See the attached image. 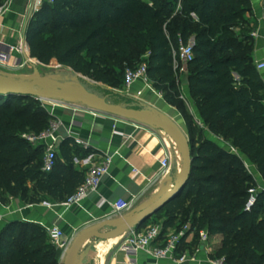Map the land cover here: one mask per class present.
I'll return each instance as SVG.
<instances>
[{"label":"trees","instance_id":"16d2710c","mask_svg":"<svg viewBox=\"0 0 264 264\" xmlns=\"http://www.w3.org/2000/svg\"><path fill=\"white\" fill-rule=\"evenodd\" d=\"M7 2L0 0V6ZM252 14L251 0H57L43 5L25 30L31 58L113 88L123 89L126 69L147 55L154 89L181 113L193 139L189 181L154 217L161 218L164 233L178 231L184 221L207 231L212 256L228 264H264V190L253 210L245 211L248 190L258 184L244 159L264 180V79L253 58ZM180 40L194 42L185 73L202 124L184 101L185 73L174 68ZM53 120L37 98L0 96L1 204L10 197L65 203L84 183L85 174L73 165L74 140L57 146L54 169L47 173L44 146L23 138L42 134ZM0 264L61 262L45 228L13 221L0 233Z\"/></svg>","mask_w":264,"mask_h":264},{"label":"crops","instance_id":"0c3cea01","mask_svg":"<svg viewBox=\"0 0 264 264\" xmlns=\"http://www.w3.org/2000/svg\"><path fill=\"white\" fill-rule=\"evenodd\" d=\"M30 1L8 0L9 11L6 14L4 28L0 33V42L11 45L18 44L19 32L26 30L29 20L24 14ZM251 3L253 14L252 17H249V21L252 27H257L256 31H258L261 29V19L264 17V0H251ZM253 58L255 62L264 58V41L261 37H254ZM37 65L47 68L49 66L63 68L56 62L49 66L40 63L14 70L12 72L16 74L8 75L15 78L14 81L24 82L25 78H30L32 75L21 74L20 71L33 69ZM261 76L264 79V72L261 73ZM140 90H142L140 84L134 85L132 89L133 94ZM181 91L189 112L199 124H202L199 111L191 98L189 86H182ZM130 99L136 102L137 108L150 111L158 118L181 121L187 130L181 113L166 103L162 96H157L154 91L145 89L139 100ZM55 115V119L63 123L58 132L60 141L71 138L75 142L77 150L73 160L75 169L83 172L86 176L92 164H101L106 162L107 158H111L109 174L103 178L99 192L91 194L78 206H65L64 203L57 202L28 204L21 198L10 197L8 203H0L2 218L0 233L9 222L20 221L40 225L46 230L53 226L59 227L64 233V240L70 242L85 230L110 220L113 213L112 204L118 200L136 198L137 205L134 211L136 213L165 196L180 181L183 161L178 150L163 137L162 130H155L153 127H146L130 120L101 114L86 107H72L66 104L56 109ZM209 137L224 146L221 140L213 136ZM167 147L172 154L171 169L169 175L162 178L160 175L161 160ZM90 157H92L91 164L87 160ZM244 160L250 165L258 186L264 189V180L257 168L247 159ZM149 222L148 226L154 225L153 219ZM111 229L113 228H107L104 231ZM127 231H123L119 238L106 239L105 244L101 243L95 246L98 264H134L120 250V245L125 238L124 234ZM173 231H176V228L168 229V232ZM93 239L86 242L85 247L92 243ZM194 239L195 237L189 236L183 245L185 250L182 248L181 252L193 251L196 247H194ZM214 243L218 244L219 240ZM211 248L214 253L215 248L213 246ZM56 250L58 259H61L62 249L56 247ZM207 260V253L203 252L198 256L197 262L185 264H208ZM136 264H175V262L171 259L157 261L145 254H140Z\"/></svg>","mask_w":264,"mask_h":264},{"label":"built area","instance_id":"2783aa9c","mask_svg":"<svg viewBox=\"0 0 264 264\" xmlns=\"http://www.w3.org/2000/svg\"><path fill=\"white\" fill-rule=\"evenodd\" d=\"M57 0H31L26 8L25 17L31 19L43 5H53ZM9 11V3L0 7V33L4 28L6 14ZM28 20V21H29ZM254 37H261L264 41V17L261 19V29L253 34ZM18 44L11 45L0 42V67L7 71L20 70L26 66L40 64L37 60L31 58L28 51V44L25 36V31L19 32ZM194 42L191 40L188 44H183L180 40L179 49L173 51L174 68L180 69L181 74L187 71V66L194 59ZM13 59V61H12ZM257 70L264 72V58L255 62ZM125 83L123 87V93L135 100H139L143 95L145 89L154 91L157 96H162L157 92L148 75L147 64H142L136 68H127L125 71ZM136 84L142 86V90L133 94V87ZM49 114L54 117L50 128L40 135L24 134L23 138L26 139L33 146H44L45 156L43 161V171L51 172L54 169L57 160V145L60 141L59 130L62 126V122L55 119L56 109L61 108L63 104L57 102H45L41 101ZM91 164L92 157L87 159ZM111 158H107L106 162L101 164H92L85 177L84 183L76 190V192L67 199L64 203L65 206L80 205V203L91 194L99 192L102 180L109 174V167L111 164ZM172 162V154L167 147L164 156L161 160V177H167L170 173ZM246 164L247 170L252 174L251 167ZM264 189L261 187H251L248 190V200L245 205V211L251 212L255 207L258 199V194ZM137 205V199L131 200L120 199L112 204L113 213L111 219H122L125 216L134 213ZM2 220L0 216V221ZM47 232L52 244L63 250L60 262H63L65 252L67 251V245L72 241H64L63 231L56 226L47 228ZM125 238L120 245V250L124 252L129 258L130 262L136 264L138 256L145 254L148 257L157 261L163 259H171L175 264H185L188 262H197L198 256L205 252L208 256V264H228L226 258H215L211 254V246L209 242V234L205 230L198 231L196 228H192L190 224L185 226L180 231L166 232L164 233L163 224L150 225L142 229L133 228L128 230L124 234ZM189 236L198 237V245L190 252L188 250L181 252L186 239ZM210 256H209V255Z\"/></svg>","mask_w":264,"mask_h":264},{"label":"water","instance_id":"95a60500","mask_svg":"<svg viewBox=\"0 0 264 264\" xmlns=\"http://www.w3.org/2000/svg\"><path fill=\"white\" fill-rule=\"evenodd\" d=\"M34 68L36 69V66ZM36 73L38 74L37 69ZM40 83L51 84L54 86V88L42 90L38 89L37 87ZM181 84L182 86H188V73L183 75ZM7 95L34 97L40 101L57 102L60 104H65L69 99H74L75 102H80L84 105H87L89 106V109L95 110L101 114L130 120L146 127H153L162 131L171 132L182 142L184 146L182 178L171 191H169L165 196L154 202L149 207L139 212L129 214L122 219L107 220L97 226L85 230L71 242L69 248L65 252L63 262H61V264H74L79 252V248L90 239L103 238V235L105 234L103 231L107 228H113L115 230L114 232H116L119 229L130 230L143 225L157 212H159L169 201L180 194L189 181L193 165L192 148L186 133L176 122H170L158 118L150 111L109 103L104 98L94 93L68 88L53 80L44 79L39 75L37 76L36 80L33 78H25L24 82L8 80L0 81V96ZM61 142L62 141H59L57 146H59ZM64 241L65 240H62V243H64Z\"/></svg>","mask_w":264,"mask_h":264},{"label":"rangeland","instance_id":"374dc122","mask_svg":"<svg viewBox=\"0 0 264 264\" xmlns=\"http://www.w3.org/2000/svg\"><path fill=\"white\" fill-rule=\"evenodd\" d=\"M253 44L254 43L251 44V47L254 46ZM146 63H147V55L141 56L138 60L136 59V66L146 64ZM0 69H1L0 70V81H4V80L14 81L15 78L8 75V74H16V73L12 72L14 70L7 71V70L2 69V68H0ZM36 69L38 70V74L36 73ZM36 69L30 68V69L23 70L20 72H21V74H31L32 76L30 78H33L35 80L37 79V76L39 75L40 77H42L44 79L53 80V81L60 83L63 86L68 87V88L94 93V94L104 98L107 102L112 103V104H117V105H121L124 107H129V108L140 109V108L136 107L135 101H133L132 99H130V97L126 96L123 93V91H122L123 89L113 88V87H110L108 85L98 83L95 80L89 78L88 76H86L84 74L75 72L70 67L59 68L58 66H55V67L49 66L47 68V67L37 65ZM3 72L7 75L2 74ZM122 76H123V74H122ZM37 88L42 90V89L54 88V86L51 84H41L40 83ZM65 104L72 106V107L89 108V106L84 105L80 102L69 103L67 101ZM187 112H188V110H187ZM166 121L176 122L184 130L187 138L192 142L193 139H192L191 135L185 129V127L183 126V123L181 121L173 120L171 118H167ZM154 129L159 130L157 128H154ZM161 132L163 134V137L165 139H167L169 141V143L172 144L178 150V148L173 143V141L169 138V136L166 133H164V131H161ZM178 153H179V150H178ZM179 156L181 158L180 153H179ZM151 219H153L154 225L160 224V222H161V218H155L153 216L149 220H151ZM149 220L147 221V224H150ZM188 224L189 223L187 221L180 222L178 224V227H177L178 231L185 228V226H187ZM114 231H115L114 229H111L108 231H104L103 233H105V234L106 233H113ZM122 234H119L117 236V238H119ZM113 239H115V237ZM194 242H195V244H194V247H195L198 245V239L196 236H195ZM101 243L105 244L106 239L105 238L93 239L92 243H90L87 247H85V245H83L81 247V249L79 250L78 255L76 257L78 264H98L99 260L97 258V249L95 248V246H98ZM68 248H69V244L67 245V249ZM98 250H99V248H98Z\"/></svg>","mask_w":264,"mask_h":264},{"label":"bare ground","instance_id":"6f19581e","mask_svg":"<svg viewBox=\"0 0 264 264\" xmlns=\"http://www.w3.org/2000/svg\"><path fill=\"white\" fill-rule=\"evenodd\" d=\"M68 102L69 103H74L75 100L74 99H69ZM164 133H166L169 136V138L173 141V143L176 145V147L178 148L179 153L181 155V160H183V157H184V146H183L182 142L174 134H172L171 132L164 131ZM182 174H183V170H181L180 180L182 178ZM123 231H124V229H119L118 231L113 232V234L106 233V234L103 235V238H105V239H110V238H114V237L116 238ZM81 247L79 248V250L81 249ZM76 263H77V260L74 261V264H76Z\"/></svg>","mask_w":264,"mask_h":264}]
</instances>
